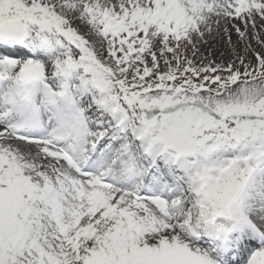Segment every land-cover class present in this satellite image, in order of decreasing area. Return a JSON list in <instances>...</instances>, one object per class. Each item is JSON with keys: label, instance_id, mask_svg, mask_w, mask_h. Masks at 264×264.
Returning a JSON list of instances; mask_svg holds the SVG:
<instances>
[{"label": "snow or ice", "instance_id": "obj_1", "mask_svg": "<svg viewBox=\"0 0 264 264\" xmlns=\"http://www.w3.org/2000/svg\"><path fill=\"white\" fill-rule=\"evenodd\" d=\"M0 264H264V0H0Z\"/></svg>", "mask_w": 264, "mask_h": 264}, {"label": "rangeland", "instance_id": "obj_2", "mask_svg": "<svg viewBox=\"0 0 264 264\" xmlns=\"http://www.w3.org/2000/svg\"><path fill=\"white\" fill-rule=\"evenodd\" d=\"M209 48L215 52V56L213 58L216 59L217 62H219V60L221 59L220 53L226 51V46L219 40L218 37L216 39H209V44L202 46V50H207Z\"/></svg>", "mask_w": 264, "mask_h": 264}]
</instances>
